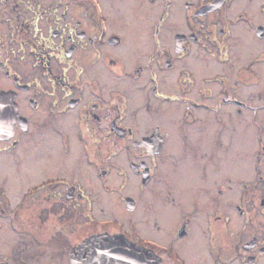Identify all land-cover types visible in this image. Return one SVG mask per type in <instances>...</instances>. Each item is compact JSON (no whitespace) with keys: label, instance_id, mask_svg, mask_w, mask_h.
Here are the masks:
<instances>
[{"label":"flooded vegetation","instance_id":"1","mask_svg":"<svg viewBox=\"0 0 264 264\" xmlns=\"http://www.w3.org/2000/svg\"><path fill=\"white\" fill-rule=\"evenodd\" d=\"M125 263L264 264V0H0V264Z\"/></svg>","mask_w":264,"mask_h":264},{"label":"rangeland","instance_id":"2","mask_svg":"<svg viewBox=\"0 0 264 264\" xmlns=\"http://www.w3.org/2000/svg\"><path fill=\"white\" fill-rule=\"evenodd\" d=\"M259 91V89L258 88H255V87H253V91H252V93H255V92H258ZM237 125L239 126V123H237ZM247 125V123H244L243 125H242V127H243V129L246 131L247 130V132L249 131V129H247L248 127L246 126ZM250 130H251V133L250 134H248L247 133V136L248 137H251L252 136V154H253V152L255 151V149H256V147H257V145H256V126L254 125V124H251L250 125ZM248 153H250L249 151H247ZM250 153V154H251ZM241 154H243V152H241ZM241 154L239 153V154H237V155H239V157H241ZM248 163H249V170L248 171H240V169H238V171L237 172H235V167H237L238 168V166H239V164H240V162H237V163H234L232 166H231V173H232V175L233 176H237V180H239L238 178H239V176L240 175H245L246 177H249L250 175H251V173H252V170H253V166H252V168H251V165H252V162H251V160H249V161H247ZM237 173V174H236ZM239 182L240 181H238L237 182V184H236V190H237V194L239 193V190L241 189V186H240V184H239ZM263 187V186H262ZM116 211H117V209L116 208H114Z\"/></svg>","mask_w":264,"mask_h":264},{"label":"water","instance_id":"3","mask_svg":"<svg viewBox=\"0 0 264 264\" xmlns=\"http://www.w3.org/2000/svg\"><path fill=\"white\" fill-rule=\"evenodd\" d=\"M130 248L132 247V246H129ZM141 251V250H140ZM142 253V252H141ZM125 264H134V263H125ZM138 264H144V263H138Z\"/></svg>","mask_w":264,"mask_h":264}]
</instances>
